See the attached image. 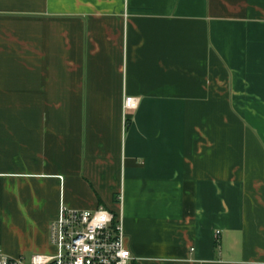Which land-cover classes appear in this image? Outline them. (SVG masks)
Returning a JSON list of instances; mask_svg holds the SVG:
<instances>
[{
	"label": "crops",
	"instance_id": "crops-1",
	"mask_svg": "<svg viewBox=\"0 0 264 264\" xmlns=\"http://www.w3.org/2000/svg\"><path fill=\"white\" fill-rule=\"evenodd\" d=\"M62 207L133 264H264V0H0V249Z\"/></svg>",
	"mask_w": 264,
	"mask_h": 264
},
{
	"label": "built area",
	"instance_id": "built-area-1",
	"mask_svg": "<svg viewBox=\"0 0 264 264\" xmlns=\"http://www.w3.org/2000/svg\"><path fill=\"white\" fill-rule=\"evenodd\" d=\"M140 101L126 97L124 111H136ZM53 255L10 257L0 249V264H133L121 217L99 208L78 211L62 207L51 224Z\"/></svg>",
	"mask_w": 264,
	"mask_h": 264
}]
</instances>
